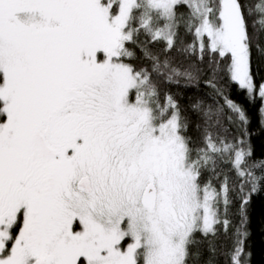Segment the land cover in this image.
<instances>
[{
  "label": "snow or ice",
  "instance_id": "6c2138e0",
  "mask_svg": "<svg viewBox=\"0 0 264 264\" xmlns=\"http://www.w3.org/2000/svg\"><path fill=\"white\" fill-rule=\"evenodd\" d=\"M254 53L264 0H0V264H191L230 230L251 264Z\"/></svg>",
  "mask_w": 264,
  "mask_h": 264
},
{
  "label": "trees",
  "instance_id": "16d2710c",
  "mask_svg": "<svg viewBox=\"0 0 264 264\" xmlns=\"http://www.w3.org/2000/svg\"><path fill=\"white\" fill-rule=\"evenodd\" d=\"M158 47V46H155ZM137 55L140 53L137 50ZM133 63H147V61H132ZM252 71L256 77L257 83L264 79V60H262L255 53L253 55ZM170 91L175 94L177 101L182 108L187 109L190 103V97L195 98L202 93L196 92L195 89H185L173 85L161 84V92ZM205 91H207L205 89ZM232 99L241 104L248 113L250 118V125L248 128L250 134L251 145L254 149V159L264 157V118L261 115V103L256 100L255 103H250L246 95L242 91H238L235 85H232ZM191 115V113H185ZM195 119V117H193ZM196 135L195 132L191 133ZM221 167H225L221 165ZM250 223L249 231L250 236L247 241V248L251 253V264H264V194L258 195L254 198L253 204L249 211ZM237 218L233 217L235 221ZM229 236L226 237L223 232L214 241L216 254L213 256L209 252V243L207 240L197 246L192 251L200 253L199 257H194L191 264H227V256L225 253L231 248L232 241ZM202 239L201 237H197Z\"/></svg>",
  "mask_w": 264,
  "mask_h": 264
}]
</instances>
